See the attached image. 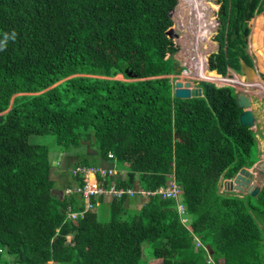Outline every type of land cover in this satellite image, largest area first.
I'll return each mask as SVG.
<instances>
[{"label": "trees", "instance_id": "16d2710c", "mask_svg": "<svg viewBox=\"0 0 264 264\" xmlns=\"http://www.w3.org/2000/svg\"><path fill=\"white\" fill-rule=\"evenodd\" d=\"M219 5L208 68L217 27L205 0H0V264H214L209 254L219 264H264V183L256 196L219 192L223 178L258 162V132L241 124L233 87L199 81L203 95L178 98L170 78L184 71L167 34L172 10L188 26L177 32L187 65L220 81L230 65L240 69L228 38L249 37L247 22L264 14V0ZM253 39L262 44L257 32ZM49 134L62 156L56 173L49 146L29 141ZM109 160L126 172L99 181L126 192L108 212L92 197L93 209L69 219V207L85 202L54 176L64 165ZM173 173L187 222L175 198L157 193ZM133 187L152 193L128 219ZM102 210L109 219L101 221Z\"/></svg>", "mask_w": 264, "mask_h": 264}, {"label": "rangeland", "instance_id": "374dc122", "mask_svg": "<svg viewBox=\"0 0 264 264\" xmlns=\"http://www.w3.org/2000/svg\"><path fill=\"white\" fill-rule=\"evenodd\" d=\"M205 1H207L209 6L211 7V10H212L211 15L213 16L214 21L216 22V27H217L219 24V21H217V16H218V13L220 11L219 3H217V0H205ZM183 7L187 8L186 5H184ZM263 15L264 14L262 12L247 22V26L249 27V32L253 29L254 32L258 33V32H260V27L262 30V22H263L262 17H263ZM173 16H175V19L173 18L174 24L171 28L168 29L169 30L168 32H170V36L173 39V41L175 42V46H176L175 51L180 52L181 57H179V59H177L176 62L179 63L180 65H182V66H179L180 68L187 69L186 72L182 71L181 73H179L178 71L177 72L174 71L173 73H171L170 78L172 79L173 83L176 82L177 80H181L183 82L189 81V82H191V85L193 86V88L197 89V88H200L199 83H198L199 81H210V82H213L217 86H220V87H222V86L233 87L235 89L236 94L240 93L241 91H245L247 94H249L251 96L252 102H253L252 108L255 111V115L258 119V122H257L256 126H254L253 128H251V127L250 128L252 130L254 129L253 131L258 132L257 133V140H258V147L259 148L257 149V153L255 154V156L257 159H259V161L253 167H248L246 169L251 172V175H250L251 184H249V185L256 184L258 182L260 184V186L262 187V185L264 183V62H263L264 57L261 53L264 51V48H263L264 45H262V44H264L263 43L264 33H263V37H262V31H261V33H258L259 38H262L263 40H262V44L257 46V47L254 46V41L252 40L251 36L247 40L246 37H248V35L245 36L244 31H242L238 37H235V38L229 37L228 38V49H227V51H228V55H229V53L231 55V57L229 55L230 61L232 58L234 63L236 64L238 60L240 61L241 57H242V59H241L242 61H245L243 58H246L248 60L250 59L252 64H250V62L248 64L255 68L258 80H255V83L253 85L250 83H247V80H245V75L242 73V69H241L242 66L238 70V69H236L230 65L229 73H227L226 75H223L224 80L220 81L218 79L206 77L205 75L201 74L198 71L197 67L193 63H191V64H193L192 66H190V65L184 66V64L186 62L189 63V57H188L189 51L187 52L184 49L182 42L179 39V34H183L187 30L188 26H187V24L184 25L183 22L179 21V19H181V17H180V14L178 11H176L175 15H173ZM263 30H264V27H263ZM177 32L179 34H177ZM215 33H216V29H214L210 34V41H212L214 43V45L216 46L215 49H213L211 51L216 50L217 46H218L217 41L214 40V34ZM210 52L208 53L207 57H209V55L211 54ZM172 53L170 52L167 59L170 57V55L171 56L175 55V54L172 55ZM237 64H239V63H237ZM209 66H208V68H209ZM117 78L124 79V76L121 74V75H118ZM174 87H175V85H174ZM173 92H174V89H173ZM29 141L31 143L46 144L49 146L50 156H51V160L53 163V172H55L57 170V168L59 167L57 165L58 160H62V156L59 155V153H57V149L59 148V146L56 144L55 136L50 135V134L49 135H32L30 137ZM89 141H90V139H89ZM85 142L88 143V141H85ZM81 148L83 150L82 153H85L86 152L85 146L83 145V147H81ZM78 149H80V148L79 147L75 148V150H78ZM96 149L97 148L95 147V145L93 147L88 146L89 152H91L93 154L96 152ZM119 167H121V166H119ZM231 179H234V178H230V179L223 178L219 182V184H220L219 192L220 193H227V191H230L229 187L231 185L229 184L228 180H231ZM171 180L175 181L176 183H179L176 179V176ZM58 184H61V183L58 182ZM233 192H236V193L243 196L244 194L248 193V188H245L244 190L236 189ZM72 209H74L73 206H72ZM102 211L99 212V215H100L99 217H100L101 221H105V220L109 219V217H110L109 213H107L105 211L102 212ZM138 213H139L138 210L132 209L129 211V213L125 217L128 219H131L132 217H134ZM185 219L187 222V217H185ZM182 222H184V221H182ZM187 225H189V227L191 228L190 224H187ZM5 254H7V253L5 252ZM143 257H144V259H148V260L151 259V261L154 259L153 253H152V248L148 243L144 244V256ZM153 261H154V262H152L153 264H160L158 260H153ZM208 261L209 262L213 261L214 264L222 263V260L216 261L211 254H209V256H208Z\"/></svg>", "mask_w": 264, "mask_h": 264}, {"label": "built area", "instance_id": "2783aa9c", "mask_svg": "<svg viewBox=\"0 0 264 264\" xmlns=\"http://www.w3.org/2000/svg\"><path fill=\"white\" fill-rule=\"evenodd\" d=\"M188 62L184 64V66L187 65ZM183 72H186L187 69L183 68ZM193 88V86H192ZM195 89V88H193ZM197 89H202V88H197ZM112 157V154H110ZM71 173L75 177H83L84 178V184L81 185L77 183L74 186H69L65 189L66 194H72L76 193L78 195H81L85 200H86V208L83 210H74L72 207H69L67 216L71 220H77L79 217H84L86 212L90 209L94 208V204L91 201L92 196L96 197H102V196H107L111 193L114 195L123 196V194L126 192L125 189L121 188H115L111 187L110 189H107L102 183H100L97 178L98 175H101L102 177H105L107 175H112L115 173V170L113 168H107L103 167L100 165H77L76 167L71 168ZM175 176L171 175V179H173ZM169 180L166 186H161L158 188L157 193L163 194L164 197H169V198H177L180 192L181 186L179 183H176L173 180ZM131 195L135 193H139L142 195H148L151 194V191H148L144 188H139V189H129L127 191ZM181 211L184 212V208L181 206L180 207ZM183 221L185 222L186 219L183 218ZM197 244L200 245L202 242L198 239ZM47 264H60L58 261L55 259H50Z\"/></svg>", "mask_w": 264, "mask_h": 264}, {"label": "water", "instance_id": "95a60500", "mask_svg": "<svg viewBox=\"0 0 264 264\" xmlns=\"http://www.w3.org/2000/svg\"><path fill=\"white\" fill-rule=\"evenodd\" d=\"M219 0H217L218 2ZM174 10L171 11V17L174 18ZM218 21V20H217ZM171 28V27H170ZM217 30V29H216ZM169 31V30H168ZM167 31V34L170 36V32ZM214 51H211L210 53H213ZM207 64L210 65L209 57H207ZM241 69L242 73L245 74V78L247 80V83L254 84L255 80H258L256 70L253 66H250L245 61H241ZM220 75V74H219ZM222 76V75H221ZM203 89H193L191 82H183L181 80H177L175 82L174 87V95L178 98H191L195 95H202ZM236 101L240 108L243 109V112L240 115V122L242 125H247L251 128L256 126L258 119L255 115V111L252 108V98L249 94H247L245 91H241L236 95ZM254 130V129H253ZM251 172L248 171L246 168H243L235 177L234 181H231L229 183L231 190H244L245 188H248V193L252 194L253 196H256L259 191L261 190L260 184L257 182L256 184H251ZM234 187V188H233Z\"/></svg>", "mask_w": 264, "mask_h": 264}, {"label": "crops", "instance_id": "0c3cea01", "mask_svg": "<svg viewBox=\"0 0 264 264\" xmlns=\"http://www.w3.org/2000/svg\"><path fill=\"white\" fill-rule=\"evenodd\" d=\"M180 2V1H179ZM178 2V3H179ZM261 27H260V32H258V33H261ZM254 34V30L252 29L251 30V34L249 35V37L251 36L252 37V35ZM248 37V38H249ZM253 41H254V39H253ZM174 85H175V82L173 83ZM220 87V86H219ZM202 95H203V93H202ZM89 154H91V155H93V153H91V152H88ZM259 161V160H258ZM128 164V163H127ZM100 166H103V167H107V168H113L114 170H115V173L114 174H112V175H109L110 176V178H112L113 179V177L114 178H116V177H119V178H122L123 176H124V174H125V172H126V169L125 168H123V167H119V164L117 163V161L116 160H109L108 162H106V163H103V164H99ZM63 167V171H58L57 172V174H56V176H54V177H56L58 180H57V185L58 186H65L64 187V189L65 188H67L68 186L65 184V182H67V181H71V180H73L72 182H71V184H69V186H72V184H73V186H74V184H75V182H74V178H75V176H73L72 175V173L69 175V173H70V170H71V168H73V166L72 167H66V165H64V166H62ZM66 172L68 173V175H69V177H68V179H66L67 178V175H66ZM108 176V175H107ZM74 177V178H73ZM80 177V176H79ZM106 177V176H105ZM83 178V177H82ZM84 179V178H83ZM76 180V179H75ZM97 180L99 181V179L97 178ZM58 182L59 183H61V184H58ZM100 182V181H99ZM100 183H102L107 189H110L111 187H115V188H117L118 189V187L114 184V182H111V183H109V186H107V185H105V183L104 182H100ZM84 184V182L81 184V185H83ZM62 186V187H63ZM263 186V185H262ZM64 189H62V191H64ZM122 189V188H121ZM130 189H132V188H130ZM133 189H138V187H133ZM136 194V196H134L132 199H130L129 200V210H141V208H142V206H143V202L145 201V199L143 198V197H146V195H142V194H139V193H135ZM118 195H114L113 193H111V194H109V195H107V196H102L103 198H101V197H96V196H92V197H95L96 198V206H95V209H98L99 207H101V205H103L104 206V208H103V210H105V209H107V212H108V209H109V204H110V202L115 198V197H117ZM77 197H79V198H81L82 200H84V202H85V205H86V200L81 196V195H78L77 194ZM119 197V196H118ZM121 197V196H120ZM103 203V204H102ZM154 262V261H153Z\"/></svg>", "mask_w": 264, "mask_h": 264}, {"label": "clouds", "instance_id": "9594fccd", "mask_svg": "<svg viewBox=\"0 0 264 264\" xmlns=\"http://www.w3.org/2000/svg\"><path fill=\"white\" fill-rule=\"evenodd\" d=\"M217 3H219V1L217 2ZM220 6V5H219ZM217 20H218V16H217ZM218 31V26H217V30H216V32ZM215 35V34H214ZM219 48V47H218ZM229 73V72H228ZM220 75H222V74H220ZM245 75V74H244ZM223 76V75H222ZM224 77V76H223ZM245 80H246V78H245ZM172 175H174L175 176V173H173ZM170 179H171V177H170ZM169 179V180H170ZM168 180V181H169ZM180 185V184H179ZM181 186V185H180ZM230 188V187H229ZM231 190V189H230ZM232 191H234V190H232ZM176 200H177V203H178V208H179V210H180V212L181 213H183V214H185V217H186V214H187V207L181 202V201H179L178 200V197L177 198H175ZM183 207L184 208V212H182L181 211V209H180V207Z\"/></svg>", "mask_w": 264, "mask_h": 264}, {"label": "bare ground", "instance_id": "6f19581e", "mask_svg": "<svg viewBox=\"0 0 264 264\" xmlns=\"http://www.w3.org/2000/svg\"><path fill=\"white\" fill-rule=\"evenodd\" d=\"M235 179V178H234ZM234 179L228 180L229 183H231V181H234Z\"/></svg>", "mask_w": 264, "mask_h": 264}]
</instances>
